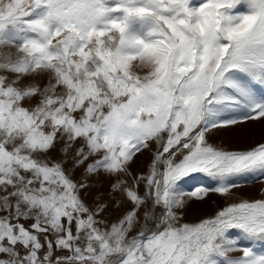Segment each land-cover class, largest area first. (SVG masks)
Returning a JSON list of instances; mask_svg holds the SVG:
<instances>
[{
  "label": "snow or ice",
  "instance_id": "obj_1",
  "mask_svg": "<svg viewBox=\"0 0 264 264\" xmlns=\"http://www.w3.org/2000/svg\"><path fill=\"white\" fill-rule=\"evenodd\" d=\"M261 89L264 0H0V264H264V191L185 219L264 181L208 140Z\"/></svg>",
  "mask_w": 264,
  "mask_h": 264
},
{
  "label": "rangeland",
  "instance_id": "obj_2",
  "mask_svg": "<svg viewBox=\"0 0 264 264\" xmlns=\"http://www.w3.org/2000/svg\"><path fill=\"white\" fill-rule=\"evenodd\" d=\"M261 91H264V89H261ZM208 140L218 147L229 150L251 148L260 142H264V121L248 122L229 130H214L209 133ZM152 147L155 149L157 146L153 144ZM150 159L151 153L149 152L138 155L131 166L132 171L134 173L144 171ZM77 175H79V170L77 171ZM109 183V180L102 178L103 189H108ZM210 184L214 186V182L202 173H193L183 180V188L186 191H192L196 187L209 186ZM232 191L234 195L229 197L210 193L204 201H196L194 199L189 201L185 209V219L190 222H198L200 219L213 215L219 209L237 201L239 198H258V194L264 191V181H240V187ZM259 251L264 252V245L260 246Z\"/></svg>",
  "mask_w": 264,
  "mask_h": 264
}]
</instances>
